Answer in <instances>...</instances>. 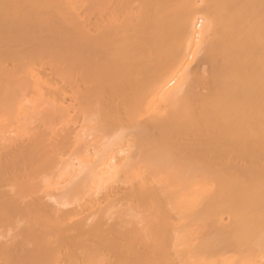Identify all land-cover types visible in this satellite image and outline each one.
Listing matches in <instances>:
<instances>
[{"label":"bare ground","instance_id":"bare-ground-1","mask_svg":"<svg viewBox=\"0 0 264 264\" xmlns=\"http://www.w3.org/2000/svg\"><path fill=\"white\" fill-rule=\"evenodd\" d=\"M0 264H264V0H0Z\"/></svg>","mask_w":264,"mask_h":264}]
</instances>
